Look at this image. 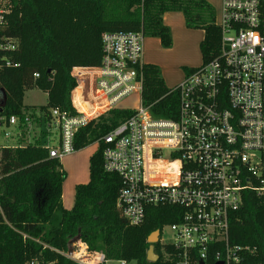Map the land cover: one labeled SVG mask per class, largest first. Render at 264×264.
<instances>
[{"label": "trees", "instance_id": "16d2710c", "mask_svg": "<svg viewBox=\"0 0 264 264\" xmlns=\"http://www.w3.org/2000/svg\"><path fill=\"white\" fill-rule=\"evenodd\" d=\"M8 1L0 40L5 44L13 40L15 47L0 50V126L8 124L11 117L24 124L27 108L23 97L31 90L47 96L44 106L33 107L47 123L52 110L75 116L70 93L76 82L71 70L100 65L103 33H141L144 38H156L161 48L170 49L171 32L162 17L180 13L186 29L203 32L198 44L201 63L219 54L220 33L214 10L206 0ZM191 71L184 68L185 74ZM141 74V105L153 118L175 119L178 96L165 86L160 69L143 64ZM134 113L110 109L74 133V152L92 144H97V149L88 160V182L75 186L70 210L62 207L65 175L60 161L49 157V148H0V264H27L31 260L79 264L64 256L70 241L77 237L89 252L103 255L105 262L177 264V258H165L173 254L172 249L159 243L154 245L158 260L147 262V238L177 223L181 210L169 205L148 206L144 221L129 226L115 208L120 179L102 168V138ZM55 213H59L57 219ZM228 243L248 247L250 264H264V200L255 192H245L242 206L230 215Z\"/></svg>", "mask_w": 264, "mask_h": 264}, {"label": "built area", "instance_id": "2783aa9c", "mask_svg": "<svg viewBox=\"0 0 264 264\" xmlns=\"http://www.w3.org/2000/svg\"><path fill=\"white\" fill-rule=\"evenodd\" d=\"M8 11L9 1L0 0V24ZM215 26L218 56L170 88L178 96L175 119L153 118L141 105L102 138V168L120 179L115 208L129 226L144 221L148 206L181 210L157 242L172 249L165 258L175 257L177 264H250L248 247L228 243L229 219L245 192L264 200V0H221ZM144 39L141 33H103L100 65L71 70L76 115L50 112L59 139L49 157L73 153L74 133L120 100L131 94L141 100ZM14 44L0 40V50H13ZM17 120L11 117L8 124ZM76 245L80 252L66 258L105 263L103 255L80 241Z\"/></svg>", "mask_w": 264, "mask_h": 264}, {"label": "rangeland", "instance_id": "374dc122", "mask_svg": "<svg viewBox=\"0 0 264 264\" xmlns=\"http://www.w3.org/2000/svg\"><path fill=\"white\" fill-rule=\"evenodd\" d=\"M214 10L215 18L218 15L219 6L221 0H206ZM179 15V14H178ZM183 17V16H182ZM184 23V22H183ZM186 29V28H185ZM188 30V29H187ZM188 36L179 38L178 40H172V47L170 49H158V41L156 38H145L143 44L142 61L144 64L156 65L163 76L165 86L167 88H173L178 85L185 76L184 68L193 70L198 68L201 63L200 52L198 43L202 40V32L199 30H191L187 33ZM47 102L46 94L38 91L31 90L24 93L23 104L27 108L24 113L29 118L30 127L27 131H24V142H17L16 137H5V134L16 133V128L20 122L17 120L16 126L10 128L1 125L0 126V148L2 147H22L26 145H39L43 147H58V127L55 120H51L49 123L43 118V115L39 112L41 106H44ZM140 96L131 94L125 97L116 104V108L121 110L137 111L140 108ZM23 133V132H22ZM97 144H92L80 151L73 152L70 155L64 156L60 159L61 169L65 175L62 184V190L64 193V203L67 208L70 209L74 199L75 186L82 183H76L80 180L83 172L87 174V165L89 157L96 151ZM168 154L164 152V155ZM162 156L163 159H167L166 156ZM71 202V204H69ZM69 205V206H68ZM59 217V213H55V219ZM53 225L56 226V221H53ZM48 228V227H47ZM163 236H167V232H163ZM77 244V243H76ZM72 245V251L80 252L78 245ZM104 264H125L118 261H106ZM128 264H135L134 262Z\"/></svg>", "mask_w": 264, "mask_h": 264}, {"label": "crops", "instance_id": "0c3cea01", "mask_svg": "<svg viewBox=\"0 0 264 264\" xmlns=\"http://www.w3.org/2000/svg\"><path fill=\"white\" fill-rule=\"evenodd\" d=\"M162 20H163L164 25H166L169 28L173 41L178 40L179 38L188 36L187 33H189V31H191V30L185 29L184 23H183L184 22L183 17L180 13H165L162 17ZM202 36H203V32H202ZM158 46H159V41H158ZM158 49H161V47L159 46ZM162 74H163V72L161 73V76H162ZM162 78H163V76H162ZM29 118L30 117H27L25 114L24 119L27 120V123H25V125H24L20 122L19 126L16 128V133H14L13 135L9 134V137L15 136L17 142H24V139H25V138L23 139L24 131H27L30 127V121L31 120ZM3 125L8 127V128H10L11 126H14V127L16 126V124L15 125L3 124ZM39 145H41V144L39 143ZM87 182H88V165H87V174L85 172H83L81 179L76 181V183L86 184ZM64 200H65L64 199V193L62 190V195H61L62 207L66 210H70L72 207L70 209H68L67 205L64 203ZM73 202H74V199H73ZM69 204H71V202ZM72 206H73V204H72Z\"/></svg>", "mask_w": 264, "mask_h": 264}, {"label": "water", "instance_id": "95a60500", "mask_svg": "<svg viewBox=\"0 0 264 264\" xmlns=\"http://www.w3.org/2000/svg\"><path fill=\"white\" fill-rule=\"evenodd\" d=\"M158 236H159V231H155L152 234L149 235V237L147 238V243L149 244L148 250L146 252V261L149 263H154L158 260V256L155 254L154 252V245L157 244L158 242ZM78 237L73 239L72 241H70L69 243V247L70 249L68 250L67 254L68 256L71 255L72 253V249L71 246L75 243L78 242ZM202 264V263H200ZM217 264H221L220 262Z\"/></svg>", "mask_w": 264, "mask_h": 264}]
</instances>
